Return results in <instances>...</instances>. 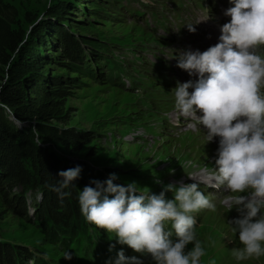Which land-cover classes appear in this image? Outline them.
I'll use <instances>...</instances> for the list:
<instances>
[{
	"label": "rangeland",
	"instance_id": "rangeland-1",
	"mask_svg": "<svg viewBox=\"0 0 264 264\" xmlns=\"http://www.w3.org/2000/svg\"><path fill=\"white\" fill-rule=\"evenodd\" d=\"M117 1L131 0H0V19L8 18L23 36L10 66L23 62L29 48L39 59L40 69H29L17 88L36 98L30 95L32 86L53 99L49 107L62 115L49 121L51 129L76 142L70 148L43 143L46 140L42 142L36 133L37 121L19 127L0 102V109L6 110L2 116L7 115L19 130L0 129V264H73L83 244H72L68 249L72 259H64L66 252L52 242L50 229L56 230L55 224L68 226L74 216L83 227H95L90 231L99 242L105 229L98 232L86 220L78 201L85 186L95 187L93 181L104 182L115 174L116 185L135 183L141 191L159 195L175 181L192 184L199 176L211 177L216 167L219 144L208 142L205 130L170 133L162 122L169 111L161 109L158 99L125 90L116 76L110 83L105 78L101 66L108 57L118 64L119 73L138 79L151 70V51L160 44L146 27L125 16ZM138 1L155 9L168 2L136 0V8ZM85 41L103 46V52ZM258 51L264 55V45ZM8 77V66H0V91ZM57 160L61 171L81 168L73 186L61 190L63 196L56 191L61 180L55 174ZM170 192L165 198L174 199ZM232 195L241 194L230 193L215 211L194 214L199 220L196 239L205 251L200 264H264V256L236 260L232 255V249L242 245L221 209L227 208L225 202ZM138 258L153 264L150 257Z\"/></svg>",
	"mask_w": 264,
	"mask_h": 264
},
{
	"label": "clouds",
	"instance_id": "clouds-1",
	"mask_svg": "<svg viewBox=\"0 0 264 264\" xmlns=\"http://www.w3.org/2000/svg\"><path fill=\"white\" fill-rule=\"evenodd\" d=\"M229 2L233 6L224 15L231 19L222 25L219 42L203 52L179 53L177 67L198 79L177 83L174 107L180 116L195 121L189 127L205 129L208 142L219 137L212 187L241 194L225 202L229 211L236 207L240 213L228 221L242 245L234 247L232 255L236 260L259 259L264 256V55L258 50L264 45V0ZM186 26L189 32L196 31L194 25ZM17 123L23 126L22 121ZM80 172V166L60 171L56 191L66 195L61 190L73 186ZM116 178L111 174L80 191V211L86 220L114 233L119 244L150 257L153 264H200L205 251L196 239L194 214L215 211L216 205L199 184H169L156 195L135 183L116 185ZM168 191L174 199L165 198ZM173 233L176 240L171 239ZM63 257L72 259L69 252ZM115 264H144V259L127 257L121 250Z\"/></svg>",
	"mask_w": 264,
	"mask_h": 264
},
{
	"label": "trees",
	"instance_id": "trees-1",
	"mask_svg": "<svg viewBox=\"0 0 264 264\" xmlns=\"http://www.w3.org/2000/svg\"><path fill=\"white\" fill-rule=\"evenodd\" d=\"M93 7L98 6L97 4H94ZM13 24L14 23L8 18L0 19V66H8L9 75L7 84L2 86L0 91V102L6 109L10 110L11 116L15 121H22V123L32 120L37 121L36 133L42 142L43 139L46 140L43 143L53 142L62 147L70 148V146L74 145L76 142L54 132L49 124V121L57 119L62 115V112L58 108L49 107L48 104L53 101V99L40 95L36 88L32 86L30 95H34L36 98L28 97L26 93H21L19 88H17L18 84H20V81L23 79V75L30 72L29 69L31 70V68H33L32 70H39L40 67L36 65V61H39V59L35 58V52L32 48L28 49L26 53L27 58L24 59L23 62H18L13 66H10L13 58L12 56L19 51L20 44L23 42V36L19 31L14 29ZM85 42L93 48L96 47L100 50L102 49L103 52V46L101 47V45L98 44L99 47H97L94 43ZM86 44L84 45L86 46ZM31 85H34V83L31 82ZM0 110V117L4 120L3 125H0V129L5 131L14 130L16 133H19L16 125L11 122L9 117L7 115L5 117L2 116L6 110ZM1 120L2 119H0V121ZM57 161L58 166L55 168V174H58L63 168L61 161ZM85 171L86 173L88 172V170ZM74 217L72 223L70 222L68 226L61 227L59 224H55L57 233H61L67 237L75 235L74 230L80 227L81 221L77 222L76 217ZM56 230L53 228L50 229L52 234L51 240L55 242L59 240Z\"/></svg>",
	"mask_w": 264,
	"mask_h": 264
}]
</instances>
